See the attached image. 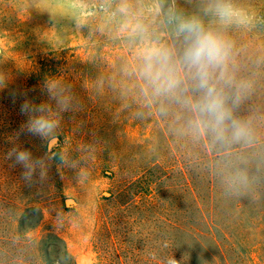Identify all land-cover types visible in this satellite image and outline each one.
<instances>
[{"label":"rangeland","instance_id":"374dc122","mask_svg":"<svg viewBox=\"0 0 264 264\" xmlns=\"http://www.w3.org/2000/svg\"><path fill=\"white\" fill-rule=\"evenodd\" d=\"M198 2L175 0V6L192 13ZM132 3L161 42L178 51L181 42L165 23L164 12L155 11L157 6L166 9L172 0ZM237 3L252 16L248 27L228 30L235 43L238 75L253 81L241 105L250 111L249 119H264V0ZM101 4L102 0H0V78L6 81L0 88V264H40L30 243L47 233L65 243L76 264H95V243L103 228H110L130 184L135 182L133 193L140 190L145 163L164 157L170 165L178 148L186 149L185 119H170L166 137L155 126L156 119H126V112L121 119L109 118L105 109L126 105V90L138 85L127 81L120 58L135 63L137 58L116 22L95 11ZM46 58L58 68V79L28 85L29 76ZM49 86L56 96L70 98L69 108L76 115L65 119L67 113L59 112V127L52 138L42 140L22 131L27 116L20 109L27 100L59 111ZM13 148L28 150L44 161L31 180L9 156ZM185 195L182 191L171 197L181 206L179 227L161 229L152 219L141 217L133 235L140 243L135 256L127 257L128 264H156L160 247L167 248L160 243L161 235L185 247ZM32 207L41 211V221L34 228L19 227L24 213L36 218ZM245 209L230 229L218 235L223 251L219 264H264V191ZM192 264L202 262L197 258Z\"/></svg>","mask_w":264,"mask_h":264},{"label":"trees","instance_id":"16d2710c","mask_svg":"<svg viewBox=\"0 0 264 264\" xmlns=\"http://www.w3.org/2000/svg\"><path fill=\"white\" fill-rule=\"evenodd\" d=\"M100 8L101 5H98L95 11L107 14ZM126 59L120 58L127 81L138 85L126 90V105L105 109L109 118L121 119L120 116L126 112V119H156L154 124L163 135L167 133L166 125L170 119H185L186 149L183 152L178 148L170 165L164 157L145 163L139 177L140 190L133 193L135 182L130 184L125 193L126 200L119 203L115 216L111 217L110 228H103L95 243V264H128L127 257L135 256L137 243H140L133 239V235L137 233L135 230L142 221L141 217L143 221L152 219L153 224L162 226L161 229L171 225L179 227L181 206L177 201L172 202L171 197L176 193L180 195L182 191L187 200V244L183 248L178 247L173 239L161 235L160 243L167 248L160 247L156 264H164V260L171 255L181 264H192L197 258L202 264H219L223 251L218 235L230 229L236 217L246 211L249 201L255 200L264 191V119H249V109L247 113L240 104L235 114L249 122L252 140L227 147L218 146L207 134L196 136L191 132L187 123L191 113L175 100L153 98L146 93L144 81L138 74V61L135 63ZM57 70L52 59L41 60L36 71L29 76L28 85L57 80ZM65 113V119H73L72 115H76L71 108ZM143 124L146 126L147 120ZM175 188L177 190L172 191ZM30 210L36 212V218L24 213L18 220L19 227L26 225L34 228L41 221V211L35 207ZM30 245H35V258L40 264H76L65 243L53 233H47L39 241H31Z\"/></svg>","mask_w":264,"mask_h":264},{"label":"clouds","instance_id":"9594fccd","mask_svg":"<svg viewBox=\"0 0 264 264\" xmlns=\"http://www.w3.org/2000/svg\"><path fill=\"white\" fill-rule=\"evenodd\" d=\"M100 10L116 22L118 32L133 48L145 92L153 98L175 100L191 113L187 123L194 135L207 134L214 144L223 147L252 140L249 122L235 114L253 88L251 79L238 75L235 43L228 35L229 29L252 23L251 14L237 0H199L192 13L178 10L175 0L166 9L157 6L155 11L164 12L165 23L181 42L178 51L151 31L132 0H102ZM4 87L6 81L0 78V88ZM48 91L59 111L47 103L37 106L27 100L20 109L27 116L22 131L42 140L52 138L59 127V112L70 107V98L56 96L51 86ZM9 156L25 170L26 180L44 165L28 150L13 148ZM164 264L181 262L171 255Z\"/></svg>","mask_w":264,"mask_h":264},{"label":"water","instance_id":"95a60500","mask_svg":"<svg viewBox=\"0 0 264 264\" xmlns=\"http://www.w3.org/2000/svg\"><path fill=\"white\" fill-rule=\"evenodd\" d=\"M55 141H56L55 138L51 139V142L52 143H54ZM69 201H71V200H69Z\"/></svg>","mask_w":264,"mask_h":264},{"label":"bare ground","instance_id":"6f19581e","mask_svg":"<svg viewBox=\"0 0 264 264\" xmlns=\"http://www.w3.org/2000/svg\"><path fill=\"white\" fill-rule=\"evenodd\" d=\"M67 203H70L69 201H67Z\"/></svg>","mask_w":264,"mask_h":264}]
</instances>
